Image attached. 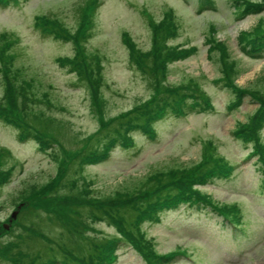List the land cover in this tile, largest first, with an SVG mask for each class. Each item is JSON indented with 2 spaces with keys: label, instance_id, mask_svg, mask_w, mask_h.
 <instances>
[{
  "label": "rangeland",
  "instance_id": "1",
  "mask_svg": "<svg viewBox=\"0 0 264 264\" xmlns=\"http://www.w3.org/2000/svg\"><path fill=\"white\" fill-rule=\"evenodd\" d=\"M92 1L93 6L90 0H18L0 4V34H14L17 42L13 52L17 65L23 69L20 75L34 82L30 86L33 93L43 90L53 103L52 107L44 106L46 114L42 119L31 116L28 121L34 130L56 140L48 142L52 146L46 150L35 136L22 133L17 125L6 124L0 118V147L9 152L4 166L11 171L10 179L0 186V221L9 223L11 213L26 200L22 196L62 180L67 173L73 182L54 187L65 195L67 204L83 211L85 207L75 197L84 184L94 198L116 195L138 186L145 176L170 169L186 170L198 164L204 153L210 152L206 149L208 142L232 168L227 176L208 177L195 187L219 205L231 206L230 212L225 213L238 229L227 224L224 214L207 200L205 204L180 203L159 208L156 219L142 220L140 228L160 254L173 252V258L165 264H264L263 163L259 155L251 153L253 143L236 132L259 107L253 93H264V46L254 51L251 41L241 38L244 32H253L255 26L264 23V9L259 13L246 12V0ZM167 12L172 13L176 23L167 44L173 52L187 55H174L167 63L165 83L186 89L193 81L205 96L201 101L193 93L187 95L183 113L174 109L162 111L154 117L148 131L131 128L128 146L117 142L98 158L87 159L79 150L103 121L113 122V127L121 114L134 116L155 96L151 81L153 84L156 76L143 73L135 56L152 48L151 23L161 24ZM45 14L55 18L58 26L60 20V28L68 32L69 38H56L36 29V16ZM89 22L87 33L80 34L78 30ZM124 38L133 43L134 55ZM212 41L217 46L220 43L225 51L224 62H234L235 70L227 76V85L223 84L226 78L221 71L222 53L219 46L216 51L210 50ZM78 50L96 52L102 59L101 79H96L93 88L96 95L98 91L97 100L92 99L91 90L74 72L56 61L72 58ZM237 88L244 92L238 95ZM3 91L0 72V96ZM260 137L264 141V123ZM63 149L77 151L78 156L70 158ZM68 164V171L61 177ZM28 202L33 207H28L26 213L17 212L15 221L0 233V264H22L23 260L26 263V255L36 257L41 264L51 253L60 256L63 247L76 250L82 236H101L104 242L120 234L114 226L97 221L93 229L82 235L63 239L58 236L61 226L36 210L41 205L38 199ZM26 226L35 228L34 235L29 234L31 239ZM47 241L62 243L50 245ZM10 242L14 245L9 246ZM9 249L21 254L10 257ZM115 253L113 264H147L126 244H119Z\"/></svg>",
  "mask_w": 264,
  "mask_h": 264
},
{
  "label": "trees",
  "instance_id": "2",
  "mask_svg": "<svg viewBox=\"0 0 264 264\" xmlns=\"http://www.w3.org/2000/svg\"><path fill=\"white\" fill-rule=\"evenodd\" d=\"M9 1L17 2L18 0H0V4H7ZM93 2L90 0L91 6H93ZM244 6V11L246 12L259 13L264 9V0L255 2L246 0L244 1ZM54 20L56 19L49 17L47 14L39 15L36 16L33 24L36 29H40L56 38H69L68 32L60 28L61 21L57 20L58 26L54 23ZM89 24L90 22L86 23L81 31L77 29L78 32L86 34ZM151 26L154 31L152 48L147 52H141L135 57L143 73L149 72L150 75L156 76V79H153V84L151 81V86L156 92L155 96L145 103L144 106H141L134 116L126 113L121 114L119 118L115 119L118 124L113 127L111 126L113 122L103 121L95 135L87 137L83 142V149L81 147V150H79L87 159L98 158L107 150L108 146L110 147L117 142L128 146L131 128L136 126L148 131L154 117L162 111L174 109L178 113H183V105L187 95L193 93L201 101L205 96L203 90L199 89V86L193 81H189L191 85H186V89L181 88V85H179L180 87H175V85L168 86L165 83V66L167 63L173 60L174 55H178L177 57L179 58L187 55L183 51L173 52L171 50L172 47L167 44L168 37L173 36L176 30V23L173 22L172 13L167 12L161 24L160 22L157 24L151 23ZM13 36V33L0 34V72L4 90L0 96V116L10 121L9 123L17 125L22 133H29L35 136L39 145L44 149H48L52 146L48 142L54 141V137H49L45 133L34 130L28 118L32 116L38 120L42 119L46 114L44 106L52 107L53 103H51L50 97L45 91L42 90L39 94L38 92L33 93L30 86H34V82L20 75L19 71L23 74V69L16 63L17 56L13 52V47L17 41L13 39ZM241 38L250 40V45L254 51L260 50L264 46V23H259L255 26L253 32H244ZM77 39L79 42L81 41L80 37H77ZM123 41L130 50L133 43L126 38ZM214 41L211 42L210 50L216 51L219 46V51L222 53L221 71H223V77L226 78L223 79L225 81L223 84L227 85L230 83L227 76L229 77L230 73L235 70V65L233 61L227 63L223 61L225 51L220 43L217 46ZM130 51L134 55L132 48ZM101 60V57L96 52L86 53L78 50L74 57L62 58L61 61L57 59L56 61L62 67H67L69 71L74 72L77 79L84 82L91 90L92 99L97 100L99 99L98 91L96 95L93 88L95 87L96 79H101ZM158 76H161L162 79L158 78ZM190 88L191 91H189ZM237 89L240 90L238 95L244 92V90ZM253 94L256 99L258 98L259 107L245 123L236 128V132L253 143L251 153L260 156L259 159L263 163L264 173V141L260 137V129L264 123V93L259 90ZM24 106H27V108ZM21 115H23V120H21ZM206 147L210 152L204 153L203 159L198 164L188 167L186 170L184 168H181V170L170 169L145 176L138 186L118 192L116 195L94 198L87 192L88 186L84 184L78 196L75 197L85 207L83 211L77 210V205L67 204L65 195L63 196L54 187L63 183L70 185L73 182L68 173L64 176V173L69 169V164L68 168L60 174L61 177L64 176L62 180L58 182L52 181L36 191L29 192L27 196H22L21 199L26 200L20 207L18 215L20 212L26 213L28 207H33L30 204L31 202H28V199L33 202L38 199L41 205L40 207L37 206L39 209L36 210L43 212L45 216L51 217L53 221L61 226L58 236L63 239L65 236L82 235L86 230L93 229L92 226L97 221L106 222L108 225L114 226L120 233L107 238L104 242H101V236L86 238L82 236L77 242L78 248L76 250L74 248L69 250L67 247H63L64 251L61 249L60 256L51 253L45 258L46 262L43 261L41 264H54L56 259H60L64 264H113L116 260L115 251L120 243L129 244L145 259L147 264H165L173 258V252L160 254L155 249L153 241L147 237L145 231L141 230L140 224L145 219H156L159 208L175 207L180 203L190 205L205 204V200H207L211 206L215 207V210L224 214L225 218L236 223L232 217L230 218L225 213L230 212L231 206L225 208L226 205H219L209 195L195 187L196 184L203 183L208 177L227 176L232 168V165L225 162L223 157L214 153L208 142H206ZM63 150L70 158L78 156L77 151L70 153L66 149ZM8 158L9 152L7 149L0 147V185L7 182L11 177V171L4 166V161H7ZM26 227L28 229V238L31 239L30 235H34L32 234L34 229L32 226ZM5 230L0 221V233ZM41 239L45 241L44 238ZM47 242L51 243L52 241ZM11 245H14V243L10 242L9 246ZM58 251L60 252L59 249ZM7 254L16 258L21 253H12V249H9ZM26 257L29 261L25 263L23 260L22 264H38L36 257L34 259L27 255Z\"/></svg>",
  "mask_w": 264,
  "mask_h": 264
},
{
  "label": "water",
  "instance_id": "3",
  "mask_svg": "<svg viewBox=\"0 0 264 264\" xmlns=\"http://www.w3.org/2000/svg\"><path fill=\"white\" fill-rule=\"evenodd\" d=\"M13 216H15V214L13 213Z\"/></svg>",
  "mask_w": 264,
  "mask_h": 264
}]
</instances>
